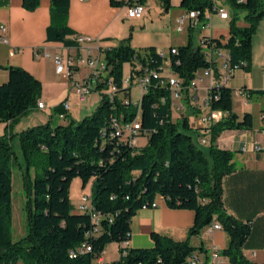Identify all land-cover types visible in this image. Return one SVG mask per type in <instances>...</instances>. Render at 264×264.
Here are the masks:
<instances>
[{"label":"trees","instance_id":"1","mask_svg":"<svg viewBox=\"0 0 264 264\" xmlns=\"http://www.w3.org/2000/svg\"><path fill=\"white\" fill-rule=\"evenodd\" d=\"M162 1L168 10L171 0ZM50 2L55 15L47 29V40L78 45L67 38L74 35L66 24L70 0ZM227 2L233 12L228 37L204 36L199 44L191 38L176 53L170 51L171 70L184 85L213 65L207 54L211 49L227 51L232 69H250L253 37L264 18V0ZM39 4L40 0H23L28 10ZM113 4L125 5L116 1ZM213 7V0H181L186 12H200L202 23ZM240 13H245L243 26L238 24ZM104 54L107 78L116 87L112 97L105 92L107 83L100 82L96 91L101 93V102L90 115L70 119L66 124H54L50 119L16 134L25 163L21 181L27 226L26 235L19 240L13 238L12 193L14 166L22 164L11 142L12 134L6 129L0 135V264H188L196 251L191 238L216 222L222 224L229 237L228 246L221 251L229 263L255 264L244 253L252 226L230 215L223 200V179L235 170L236 154L215 144L225 130L252 129V114L245 113L240 119L234 112V90L218 82L217 88L211 89L208 104L211 113L219 110L226 116L210 128V146L203 150L187 132L191 129L189 118L174 120L170 91L159 80L151 76L140 101L131 99L133 85L124 82L125 66H129L131 84L151 71H160L165 58L155 47L134 48L127 39L117 47L104 49ZM7 69L8 81L0 85V123L18 121L37 109L42 97V82L32 73L15 66ZM243 91L250 97L264 93L246 88ZM63 103L55 113L65 111ZM136 119L141 128L138 144L132 146V135H115L114 120L130 125ZM141 136L147 138L143 147L139 145ZM77 178L82 188L91 187L94 212L100 215L97 225L94 212L80 211L71 200V186ZM159 196L172 209L195 212L187 239L175 241L153 232L152 247L121 246L119 260L100 261L110 244L130 240L133 217ZM84 244L92 250L81 253ZM72 251L77 252L76 257H71Z\"/></svg>","mask_w":264,"mask_h":264},{"label":"crops","instance_id":"2","mask_svg":"<svg viewBox=\"0 0 264 264\" xmlns=\"http://www.w3.org/2000/svg\"><path fill=\"white\" fill-rule=\"evenodd\" d=\"M113 1L124 2L125 5L113 4ZM134 3L146 6L147 12L143 17L136 19L127 17V6ZM213 3L224 7L229 13V18H221L212 9L206 13L205 23H203L205 27L195 29L193 33H190L188 29H181V32L177 30V19L186 13L181 8V0H171V7L168 10L162 0H70L66 24L74 31V34L98 37L104 49L117 47L122 41L129 39V43L134 48L155 47L159 52L168 50L165 64H168L170 73L172 48L187 45L191 38L195 44H199L204 36L228 37L232 9L227 0H213ZM54 15L55 10L50 0H40V4L34 10L26 9L23 6V0H0V22L8 27L11 46L19 49L17 54L11 56V46L0 42V85L8 81V67L26 69L42 82L40 101L47 105L46 110L35 109L33 112L55 113L57 106L68 102L70 104L66 118V123H68L70 119L81 120L90 115L100 104L101 93L94 90L90 94L91 98L84 103L80 102L73 90V85L74 82L85 79L90 69L81 66L77 68L73 77L58 74L54 60L44 56L45 52L65 56L83 52L81 46H65L63 43L47 40V29L52 24ZM244 15L245 13L239 14L241 19L238 24L241 26L245 25ZM67 38L72 39V36ZM208 56L211 58V54ZM127 75L129 71L127 74L125 72V76ZM199 76H202V72H199ZM211 85V78L202 77L197 88L187 90L182 98L173 102L174 120L187 116L191 126L187 132L196 137L195 140L198 143L200 137L205 136L201 117L204 114L203 104L206 99L207 114L211 113L208 104ZM226 85L234 90V112L240 119L245 113H251L254 125L252 129L225 130L215 142L218 148L233 151L236 154L235 170L223 179V200L230 215L252 226L251 235L244 248L246 257L255 264H264V93L250 97L243 91L246 88L264 92V18L260 21L253 37L250 69L234 71ZM136 91H138L137 95ZM143 92L139 86H133L132 101L138 103ZM61 113L59 111L55 114L59 116ZM44 120L46 118L43 114L39 116L27 114L16 122L0 123V135L4 134L7 129L12 134L13 144L12 140L19 141L16 134L29 127L44 124ZM52 120L54 121V118ZM66 123L60 122L59 124ZM206 137H209V144L206 145L209 148L211 139L209 135ZM146 144L147 140L142 145L139 139L140 147ZM258 146L263 150L258 151L256 149ZM20 163L22 164L20 168L25 167L24 160ZM16 193L21 195L18 200H16ZM12 196L14 234L16 229H21V224L16 225V208L21 217L25 213V191L20 174L14 179ZM80 202L73 204L77 207ZM156 203L158 205L156 208L141 209L133 217L131 237L128 243H112L108 246L109 249L115 247L116 252L119 253L121 246L150 248L153 246L151 239L153 232L168 236L175 241L186 240L188 231L194 223L195 212L188 209H172L161 196L156 199ZM208 227L190 240L200 259L198 264H210L211 252L215 249L222 251L229 244L228 234L223 229L210 232ZM107 250L101 256L100 261L109 262L105 256ZM221 264H230L229 259L222 255Z\"/></svg>","mask_w":264,"mask_h":264},{"label":"built area","instance_id":"3","mask_svg":"<svg viewBox=\"0 0 264 264\" xmlns=\"http://www.w3.org/2000/svg\"><path fill=\"white\" fill-rule=\"evenodd\" d=\"M244 1L247 0H238V2H244ZM213 11L223 19L229 18L228 11L220 5H214ZM146 12H147L146 6L141 3H134L127 6V17L130 19L141 18L146 14ZM204 27L205 25H203L202 21L200 20V12L197 10L186 12L184 15L180 16L177 19L178 32H181V29H189V28L198 29ZM72 39L79 46L83 48L82 53L77 55L68 54L65 56L62 54L51 55L50 53L45 52L44 56L48 58H52L54 60V63L56 65V71L58 74H67L70 77H73L76 69L81 67L82 65H86L90 69V73L85 79L76 81L74 82L73 85V90L80 102L84 103L88 99V96L91 94V92L96 90V87L100 82L107 83V89L105 90V92L112 97L114 92L116 91V87L113 85L112 80L107 78L108 77L107 64L104 60V55H105L104 48L101 47L100 39L98 37L82 35V34H74L72 36ZM0 42L11 46V42L8 37V27L7 25L1 22H0ZM18 52L19 49L13 48L11 46V51H10L11 56H14ZM176 52H177V48L171 49V53H176ZM215 53H217V57L215 56ZM160 54L163 58H165L162 52H160ZM207 54H211V63L213 65L209 67L207 70L201 71L202 76H199L198 73L197 76L187 86L184 85L182 80H180L175 74H173L172 70L168 75H166L164 73L165 64L160 71H151L145 76H140L134 82V84H131L130 74L125 76L124 82L126 86L135 85V86H139L141 89H147L148 85L151 82L150 81L151 76H153L155 79L159 80L161 86L167 88L170 91L171 99L174 102L175 100L182 98V96L187 90L197 88L198 83L202 79V77H209L212 79V85L211 88L209 89V95H211L210 94L211 89L213 87L217 88V81L230 80L234 71L238 69L231 68L230 55L224 49L221 48L211 49ZM63 106L65 111L59 114V117L60 119L64 120L67 118V111L70 109V104L68 102H64ZM37 109L46 110L47 105L43 101L39 100ZM203 109H204V114L202 115L201 120H202L205 136L200 137L199 144L208 145L209 137L206 136L208 135L210 136V131H211L210 128L214 124L224 119L226 113L218 110V113L216 114H207V99L203 104ZM114 127L116 129V133H115L116 136L121 135L123 133H128L132 135L130 144L132 146H136L138 144L137 134L141 128V123L139 119H136L130 125H123L120 124L118 121L114 120ZM256 149L258 151L263 150L262 147L260 146L256 147ZM157 206H158L157 203L154 202L151 205H144L142 209L156 208ZM78 208L80 211L94 212L91 194L90 195L85 194L82 196ZM99 221H100V215L94 212V223L97 225ZM217 229H223V227L218 226V224H214V223L208 227V230L210 232ZM91 250L92 248L88 244H84L80 248L81 253H84L86 251L90 252ZM76 255H77L76 251L71 252V257H76ZM199 260L200 259L198 255L194 253L188 260V264H198L200 262ZM209 263L210 264L222 263V253L220 250L215 249L211 252Z\"/></svg>","mask_w":264,"mask_h":264},{"label":"rangeland","instance_id":"4","mask_svg":"<svg viewBox=\"0 0 264 264\" xmlns=\"http://www.w3.org/2000/svg\"><path fill=\"white\" fill-rule=\"evenodd\" d=\"M163 55L166 57L167 55H168V50H163ZM215 56L217 57V53H215ZM83 66V68H86L87 66L86 65H82ZM128 71H129V67L127 66L126 68H125V72H126V74L128 73ZM164 73L166 74V75H168L169 74V66H168V64L166 63L165 64V69H164ZM133 86H135V85H133ZM137 92L138 91H136V95H137ZM92 96L91 95H89V97L88 98H91ZM90 103V102H89ZM93 107V106H92ZM95 107V106H94ZM94 109V108H93ZM29 114H32V115H35V116H39V115H42L43 114V116H45V118H46V120H44V122L43 123H46V122H48L50 119H53L54 118V121L52 120V122L54 123V124H59L60 122H62V123H66L67 122V120L66 119H64V120H62V119H59V116L57 115V114H55V113H51L50 111H39V112H30ZM51 116H53V118L51 117ZM0 129H1V127H0ZM194 138H196V137H194ZM140 143L143 145L145 142H146V140H147V138L146 137H144V136H141L140 138ZM13 141V146H14V149H15V151H17L18 152V155H19V157H20V159H19V161H23L24 159H23V156H22V154L20 153V146H19V141L17 142L16 140H12ZM199 146L203 149V150H208V147L206 146V145H202V144H199ZM19 174H20V176H21V168H20V164L19 163H16L15 164V166H14V176H15V179L16 178H18V176H19ZM84 194H88V195H90L91 194V187L90 186H88V187H86L85 189L84 188H82V184H81V180H79L78 178L77 179H75L74 180V182L72 183V186H71V192H70V197H71V200H72V202L73 203H76V202H79V201H81V198H82V196L84 195ZM22 197H23V194H22ZM21 198V195H18L17 193H16V200H18V199H20ZM78 207V206H77ZM25 216H26V214L24 213L23 214V218L21 217V215L19 214V211H18V209L16 208V225L18 226H20V224H21V229L19 230V229H16V231L14 232V234H13V238H14V240H19V239H21L22 237H24L25 235H26V233H27V226H26V222H25ZM21 217V218H20ZM20 219H21V221H20ZM23 219V220H22ZM20 222V223H19ZM107 252H106V254H105V256H106V258H107V260L109 261V262H112V261H117V260H119V258H120V253H117L116 252V249H115V247H113V248H110L109 249V247H107ZM21 262V263H20ZM20 262H18L17 264H24L22 261H20Z\"/></svg>","mask_w":264,"mask_h":264},{"label":"bare ground","instance_id":"5","mask_svg":"<svg viewBox=\"0 0 264 264\" xmlns=\"http://www.w3.org/2000/svg\"><path fill=\"white\" fill-rule=\"evenodd\" d=\"M228 80H221V83H223V84H226V82H227ZM217 84H219V83H217ZM145 89H142V91H144ZM217 112H212V113H209V114H216ZM214 224H218V226H222V224L221 223H219V222H216V223H214Z\"/></svg>","mask_w":264,"mask_h":264}]
</instances>
